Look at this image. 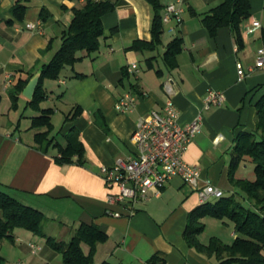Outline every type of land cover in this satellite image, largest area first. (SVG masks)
<instances>
[{
  "label": "crops",
  "instance_id": "crops-1",
  "mask_svg": "<svg viewBox=\"0 0 264 264\" xmlns=\"http://www.w3.org/2000/svg\"><path fill=\"white\" fill-rule=\"evenodd\" d=\"M16 1L0 0V189L41 211L47 218L43 224L46 236L58 242L69 243L82 223L107 232L108 240L97 247L95 264H149L156 253L164 255L165 264H218L184 239L189 213L202 203L197 191L187 189L182 178L171 179L158 194L152 190L150 200L138 204L135 215L115 217L112 211L120 207L108 203L107 195L117 189L106 186L103 167L133 152L132 134L139 119L160 109L171 97L180 111L181 124L200 113L203 118L202 130L185 154L189 164L201 168L199 184L210 180L224 192L230 191L228 173L235 139L241 131L256 130V102L264 94V67H255L257 51L264 45V0H250L251 15L241 24L242 48L229 27L220 28L212 37L203 25V14L223 0H161L163 15L170 3H181L185 12L181 21L172 18L164 23L157 50L144 52L129 46L138 39L151 40L150 3L109 0L115 9L103 17L100 49L92 54L78 52L82 59L64 68L58 79L44 80L48 98L41 107L53 108V117L62 113V134L74 127L85 146L83 162H77L76 156L70 164L57 162V148H39L35 142L38 130L31 128V118L38 113L25 118L30 107L27 99L22 112L23 94L13 109L10 91L19 79H27L51 61L61 47L63 31L73 20V8L83 7L86 0H23L27 10L22 20L11 13ZM44 8L50 12L47 20L41 17ZM256 21L261 27L248 33ZM28 23L40 28L28 29ZM177 36L183 37L184 45L177 67L171 69L164 53ZM50 39L53 45L48 48ZM238 62L245 68L244 77L238 74ZM132 63L138 64V70L129 73L127 66ZM209 89L224 91L223 105L203 109ZM127 92L138 96L136 107L119 111L116 102ZM77 106L82 108L81 114L64 125ZM61 143L66 144V139ZM241 170L242 165L237 175ZM14 235L15 242L4 241L7 254L3 257L18 259L16 264H65L45 237L41 242L23 228L15 229ZM30 243L40 244L42 249L33 254ZM82 246L88 253L89 246ZM20 252L22 257L16 258Z\"/></svg>",
  "mask_w": 264,
  "mask_h": 264
},
{
  "label": "trees",
  "instance_id": "trees-1",
  "mask_svg": "<svg viewBox=\"0 0 264 264\" xmlns=\"http://www.w3.org/2000/svg\"><path fill=\"white\" fill-rule=\"evenodd\" d=\"M23 0H17L11 13L22 20L26 13ZM153 10L151 23V40H135L130 50L155 51L162 44L164 33L163 10L161 0H147ZM115 9V3L109 0H86L80 8H73L74 17L70 26L62 33V44L51 61L43 65L40 82L33 99L28 100V106L38 114L32 116V129H37L35 142L43 151L50 147L57 148L59 155L56 160L60 164H70L77 156V162L82 163L85 157V146L80 138L79 130L74 127L64 135L66 144L54 135L52 117L53 108H42L41 104L48 98L44 88V80L58 79L64 68L73 66L82 59L78 52L92 54L100 49L101 38L104 35L103 17ZM251 15L250 0H223L221 4L203 14V25L210 35L215 37L222 27H229L240 48L244 46L241 24ZM50 12L43 9L41 17L47 20ZM116 28L113 29L115 31ZM264 43V30L262 32ZM53 45L50 39L48 48ZM183 37L177 36L169 42L164 53L166 65L174 69L178 65V56L183 50ZM151 60V59H150ZM35 73L31 72L27 79H19L11 88L12 108L17 109L18 100L29 80ZM82 77L84 74H76ZM1 100V96H0ZM257 127L252 132L241 131L235 139V147L231 152L229 166V181L239 191L214 202L201 204L189 213L188 222L184 230L187 244L199 253L217 259L218 264H264V94L256 102ZM82 112L80 106L75 107L69 114L64 125L78 117ZM63 125V126H64ZM61 133V130H60ZM249 158L255 164V178L253 180L238 177L237 171L241 163ZM206 216L221 220H231L234 224V239L225 243L217 237L211 238L208 244L202 243L200 234L205 229L203 218ZM46 216L39 210L24 205L18 199L0 189V242L15 240L14 231L23 228L35 235L45 237L47 244L63 256L65 264H95V253L99 244L108 240L109 235L95 224L82 223L69 243L56 241L46 236L43 224ZM89 246V252L83 250V244ZM149 264H165L163 254L156 253L149 260ZM0 264L4 258L0 256ZM110 264V263H103Z\"/></svg>",
  "mask_w": 264,
  "mask_h": 264
},
{
  "label": "built area",
  "instance_id": "built-area-1",
  "mask_svg": "<svg viewBox=\"0 0 264 264\" xmlns=\"http://www.w3.org/2000/svg\"><path fill=\"white\" fill-rule=\"evenodd\" d=\"M184 12L181 3H170L165 8L163 21L167 23L172 18L181 21ZM260 27V23L256 21L248 27V33H253ZM27 28L36 30L40 27L38 24L28 23ZM255 67H264V45L257 51ZM237 69L240 77L246 75L241 62L237 63ZM137 70V63L127 66L129 73ZM253 70L250 69L251 72ZM137 101L138 96L135 93L127 92L116 102L115 107L123 112L132 110L136 107ZM224 102V91L209 89L203 109L221 106ZM179 118L180 111L173 98L169 97L160 109H152L139 119L132 134L133 152L125 158H119L114 165L103 167L106 186L109 189H117V192H110L107 195L108 203L120 207V210L112 211L113 216L135 215L138 212V204L150 200L152 190L160 193L175 177L182 178L197 191L202 204L225 195V192L210 180L200 185L201 168L185 160L190 143L202 130L201 113L187 124H181ZM30 247L33 254L42 249L37 243H30Z\"/></svg>",
  "mask_w": 264,
  "mask_h": 264
},
{
  "label": "rangeland",
  "instance_id": "rangeland-1",
  "mask_svg": "<svg viewBox=\"0 0 264 264\" xmlns=\"http://www.w3.org/2000/svg\"><path fill=\"white\" fill-rule=\"evenodd\" d=\"M255 62H256V60H255ZM26 101H27V98H23V102H22L23 104L21 107L22 112L24 111L25 104L27 103ZM32 114H36V113L34 112V110L29 108L25 113V118H27L26 116H30ZM62 115H63L62 113H59V114L57 113V115L53 117V119H54L53 122H54L55 127H56L55 130L53 131V134L58 135V140L61 142H63L64 138H65L64 137L65 134L63 135L62 132L60 133V131H59L61 128L60 126H62V124H63ZM68 132L69 131H67L66 133H68ZM241 165H242V170L238 173V177L253 180L255 178V172H254L255 164L253 163V161L249 158H246L241 163ZM184 185L187 189L192 191V187L190 185H188V184H184ZM226 186H228V184H226ZM231 191H233V192L237 191L238 192L239 190L232 186L230 188V191H227L228 193L225 192V195L231 194L230 193ZM215 200L216 199H211L210 202H214ZM203 221L205 223V229L199 236V239L202 243L208 244L209 241L211 240V238H213V237H217L225 243H231L233 241V239H234V224L231 222V220H228V219L221 220V219H217L214 217L206 216L203 218ZM36 238L39 241L43 242L41 236L37 235ZM4 241H6V240H4ZM4 241L0 242V256H2V257H3V254H5L7 252V246H6L7 244H4L5 243ZM18 244H21V243H18ZM24 253L26 254L27 252H24ZM21 254H22V252H20V256H15V257L21 258L22 257ZM60 255H61L60 261H62L61 263H63V256H62V254H60ZM3 258H4V264H6V263L7 264H16V262H18V259H13L9 255H8V257H6V258L3 257Z\"/></svg>",
  "mask_w": 264,
  "mask_h": 264
},
{
  "label": "water",
  "instance_id": "water-1",
  "mask_svg": "<svg viewBox=\"0 0 264 264\" xmlns=\"http://www.w3.org/2000/svg\"><path fill=\"white\" fill-rule=\"evenodd\" d=\"M43 72V68H41L37 73H35L32 78L29 80L28 84L24 88L22 94L28 99L31 100L34 97L36 88L40 82V78Z\"/></svg>",
  "mask_w": 264,
  "mask_h": 264
}]
</instances>
